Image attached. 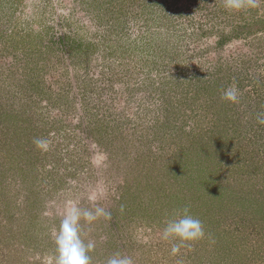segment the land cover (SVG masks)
Returning <instances> with one entry per match:
<instances>
[{
	"label": "rangeland",
	"instance_id": "rangeland-1",
	"mask_svg": "<svg viewBox=\"0 0 264 264\" xmlns=\"http://www.w3.org/2000/svg\"><path fill=\"white\" fill-rule=\"evenodd\" d=\"M260 119L264 0H0V264H55L72 206L91 264H264Z\"/></svg>",
	"mask_w": 264,
	"mask_h": 264
},
{
	"label": "clouds",
	"instance_id": "clouds-1",
	"mask_svg": "<svg viewBox=\"0 0 264 264\" xmlns=\"http://www.w3.org/2000/svg\"><path fill=\"white\" fill-rule=\"evenodd\" d=\"M224 3L229 10H239L243 7V0H224ZM221 98L232 103L238 102V88L233 85L224 89ZM258 122L264 124V119ZM101 215L109 217L110 213L102 208H96L94 212L82 211L75 206L64 212L59 229L54 233L55 264H91L89 253L94 250L95 243L92 241L85 243L81 239L80 220L83 217L91 222ZM204 234L201 220L190 215L188 208H184L182 213H177L175 218L167 222L162 232V239L177 238L188 242L198 240ZM177 251L178 247H173V253ZM107 264H133V261L130 257L117 252L108 258Z\"/></svg>",
	"mask_w": 264,
	"mask_h": 264
}]
</instances>
